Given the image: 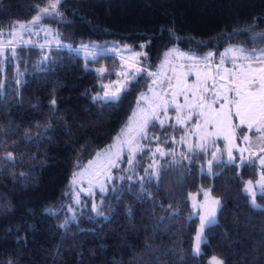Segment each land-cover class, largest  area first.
<instances>
[{
  "label": "trees",
  "instance_id": "obj_1",
  "mask_svg": "<svg viewBox=\"0 0 264 264\" xmlns=\"http://www.w3.org/2000/svg\"><path fill=\"white\" fill-rule=\"evenodd\" d=\"M48 6L0 0V28ZM43 20L70 43L144 42L151 65L171 45L198 54L231 44L264 47V0H60ZM102 61L114 59L93 62ZM0 84V264H209L213 256L264 264V193L256 195L257 208L243 191L256 164L218 161L210 173L200 171L209 152L177 147L172 136L183 129L175 124L149 129V145L160 141L165 155L153 160L141 150L129 167L125 159L113 168L103 191L75 214L66 210L70 177L126 122L142 77L118 99L94 101L98 75L80 55L19 47ZM9 153L14 159H5ZM207 187L220 205L196 254L189 196Z\"/></svg>",
  "mask_w": 264,
  "mask_h": 264
},
{
  "label": "rangeland",
  "instance_id": "obj_2",
  "mask_svg": "<svg viewBox=\"0 0 264 264\" xmlns=\"http://www.w3.org/2000/svg\"><path fill=\"white\" fill-rule=\"evenodd\" d=\"M46 8L49 13L51 8L49 6ZM48 13H42L39 10L31 19L14 21L7 28H0V33H2L0 35V71L2 73L7 63L16 62V51L19 47H37L46 54L52 48H64L80 55L85 61V66L93 68L98 75L100 90L95 92L92 98L97 95L104 97L107 92L109 97L107 100H115L111 99L113 94L119 97L121 92L138 77H142L145 83L144 89L137 95L132 112L112 141L97 150L92 157L75 169L70 177L67 190L70 203L66 206L70 216L77 212L86 197H92L95 192L103 191L112 169L120 167L125 159L126 166L129 167L141 150L151 152L153 160L156 155L159 158L162 157L161 152L165 155L168 150L158 144L160 141H154L156 144H152V147L149 145L148 141L153 142L149 138V129L157 130L168 124H175L183 129L182 136H172V141L176 142L177 147L181 145L187 150L194 148L209 152L207 161L200 165V171L210 173V162L211 165L218 161L226 163L229 160V152L233 158L231 163L240 165L246 161H253L256 164V177L244 182L243 191L247 194L251 205L253 202L258 204L256 195L264 193V164L261 163L264 159V130L258 132L255 125L251 129L246 124L241 125L234 114L232 119L234 128L225 126L221 130L210 124L205 125L204 117L199 115L203 109L195 105L200 96L206 97V102L216 100L217 91L235 99L234 92H227V89L231 87V81L229 73H225L224 70L239 73L241 69L250 67L264 68V63H257L248 58L251 55L258 56L264 47L246 49L231 44L220 51L209 50L198 54L181 49L177 45H171L164 50L159 60L151 65L147 60L144 42H140L137 47L117 41L89 40L70 43L60 37L54 26L43 20ZM37 15L40 19L36 23H31ZM230 48L232 51L227 52L224 63L220 65V55ZM237 49L243 51L238 52ZM208 53L213 55L207 60L203 59ZM101 55H109L114 61L94 63L93 61ZM217 73L224 78L217 76ZM256 87H259L258 83ZM205 88L207 91L204 90ZM181 89L187 90V104ZM193 91L197 97L195 100ZM174 93L179 94L174 96ZM222 102L220 99L214 107L218 108ZM177 105L183 106L179 113L180 122L177 120ZM189 116L192 118L188 119ZM210 132L212 135H209ZM225 136L228 139H225ZM245 136L248 137L247 140L244 139ZM150 147L151 150H149ZM157 148L160 151H157ZM214 153L215 160L213 159ZM189 201L192 214L198 218L192 244V252L195 253L194 250L198 245L200 250L201 245L197 235L199 233L201 241L204 240V228L208 226L209 220L216 221L220 203L218 198L211 194L209 187L192 193ZM202 217L206 226L201 231Z\"/></svg>",
  "mask_w": 264,
  "mask_h": 264
},
{
  "label": "snow or ice",
  "instance_id": "obj_3",
  "mask_svg": "<svg viewBox=\"0 0 264 264\" xmlns=\"http://www.w3.org/2000/svg\"><path fill=\"white\" fill-rule=\"evenodd\" d=\"M60 0H49V7L52 9H56L57 5L59 4ZM40 12L42 13H48V8H42L40 9ZM40 19V16L37 15L34 17L33 21L31 23H36ZM20 27H24V25H20ZM2 35V33H0ZM87 47V46H83ZM143 47V45H141ZM232 51V49L226 50V53H222L220 55V65L224 63V57L227 54V52ZM236 51L242 52L243 50L237 49ZM213 54L208 53L207 56H205L203 59L207 60L209 57H211ZM194 58V57H189ZM250 60H255L257 63H264V50H262L259 55H251L248 57ZM102 71V70H101ZM225 73H229V79L231 81V87L227 89V92H234L235 93V99L230 98L229 95L223 94L219 91H217L215 94L217 96L216 100L207 101V98L204 96H200L198 98V103L195 105L196 107H199L203 109L199 113L200 116H203L205 119V125H212L213 127H218L219 129L223 130L225 126L234 128L235 126L232 124L233 114L235 118L239 119L240 124L244 125L246 124L250 129L255 125L256 131H262L264 130V68H248V69H241L239 73H231L228 69L224 70ZM152 75V73H149ZM217 76H221L220 73L216 74ZM221 78H224L221 76ZM155 83V81H153ZM257 83L259 84V87H256ZM4 87L3 84H0V89ZM224 87V86H221ZM207 91V89H204ZM181 91L185 95V101L186 104L188 102V96H187V90L181 89ZM179 93H174V96ZM0 95H2V92H0ZM119 97L113 94L111 99H118ZM105 99L107 102V99H109L107 92L105 93L104 97H101L99 95L94 96L93 100H100ZM193 99H197L195 92L193 91ZM222 99V103H220L219 107H214L215 104L218 103V101ZM53 105L55 104V100L52 101ZM231 106V107H229ZM183 106L177 105V120L180 122L179 113L182 111ZM234 109V113H233ZM192 117L189 116L188 119H191ZM147 124V122H146ZM161 125H163V121H161ZM209 135H212L210 132ZM146 138V137H145ZM225 139H228L227 136H225ZM244 139H248L247 136L244 137ZM157 151H160L159 148H157ZM161 155H164L163 152H161ZM5 159L12 160L14 157L11 153H9ZM213 159H216L215 153L213 154ZM232 154L229 152V160L227 163L232 162ZM131 162V161H129ZM261 163L264 164V159L261 160ZM211 166V162H210ZM249 184H251V181H249ZM207 195V193H205ZM218 203V202H217ZM253 206L259 208V205H256L255 202H253ZM94 210H96L95 205L93 206ZM97 211V215H102L103 213ZM202 223H201V231L206 226L204 223V218L202 217ZM208 225H211L212 223H215L214 219L209 220ZM197 239L199 242H203L200 239V234L198 233ZM196 254H200L199 245L194 250ZM209 264H223V261L219 260L217 257L213 256L209 262Z\"/></svg>",
  "mask_w": 264,
  "mask_h": 264
}]
</instances>
